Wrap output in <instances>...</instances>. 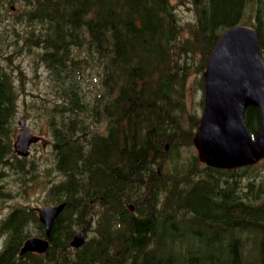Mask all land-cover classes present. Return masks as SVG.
<instances>
[{"label":"trees","instance_id":"trees-1","mask_svg":"<svg viewBox=\"0 0 264 264\" xmlns=\"http://www.w3.org/2000/svg\"><path fill=\"white\" fill-rule=\"evenodd\" d=\"M21 1L11 11L13 0H0V55L35 47L59 81L45 110L52 147L44 157L12 154L20 92L0 62V163L12 154L19 191L40 186L47 202L65 207L43 255H18L28 224L42 229L36 212L10 211L0 264H264V160L233 169L201 163L186 92L193 72L203 89L208 52L227 27L253 26L264 59V0ZM91 63L102 88L88 98L80 79ZM258 117L246 109L252 134ZM15 193L0 184V198ZM79 228L87 238L72 248Z\"/></svg>","mask_w":264,"mask_h":264},{"label":"water","instance_id":"water-1","mask_svg":"<svg viewBox=\"0 0 264 264\" xmlns=\"http://www.w3.org/2000/svg\"><path fill=\"white\" fill-rule=\"evenodd\" d=\"M202 76L203 108L192 136L198 159L209 166L233 168L264 158V60L255 28L238 24L223 30L208 53ZM250 105L259 112L254 136L244 116ZM24 122V117L19 119L21 132L14 142L15 150L22 155L37 140ZM63 206L59 203L37 208L47 235ZM83 242L80 230L70 244L77 247ZM47 246V239L31 236L23 242L20 253L43 252Z\"/></svg>","mask_w":264,"mask_h":264},{"label":"rangeland","instance_id":"rangeland-1","mask_svg":"<svg viewBox=\"0 0 264 264\" xmlns=\"http://www.w3.org/2000/svg\"><path fill=\"white\" fill-rule=\"evenodd\" d=\"M176 1V0H172ZM9 4L7 3V9H9ZM13 4L18 7V11L22 10V1L13 0ZM177 11L183 20L190 19L191 10L187 7L185 3H179L176 6ZM8 17H13L14 14L10 13L9 10L6 11ZM35 24V23H34ZM20 29L22 39L25 36L26 24H16ZM187 33H184L186 35ZM21 42V41H20ZM26 48V47H25ZM3 51L11 52V47H6ZM38 50L35 47H32L31 51L25 49L16 53L12 58H6L3 55H0V62L3 63L14 75L13 80L14 84L17 86L20 96L17 102L16 116L14 119L15 124L21 116H25L27 119V125L30 127L32 132L43 135L44 138H49L50 130L47 127L46 109H51L53 104L57 100H51L55 97L54 89L59 85V81H54L48 75V71L40 64L38 59ZM6 54V53H4ZM36 61L38 66H36ZM98 65L91 63L90 67H86L85 71L82 73L80 79L81 86L85 90L86 96L89 98L95 93L99 92L102 88L100 84V73L98 72ZM198 77V74L193 72L190 76L188 86H187V112L189 110L194 112L196 115H199L201 111V106L198 104L203 97V89L195 84V79ZM24 90V92H22ZM23 97H25V104L23 103ZM35 102V103H34ZM34 103V104H33ZM19 131L18 124L16 126V133ZM51 144L47 143L45 147H42L38 142L35 146L31 148L30 157L32 155L44 157L46 154H50ZM10 160V158H8ZM0 168H4V164L0 165ZM261 170V169H260ZM262 171V170H261ZM0 184H3L5 187L11 188L13 191H16L15 195L11 198L2 199L0 198V220L6 214V212L18 204L21 205H40L45 201L44 191L40 186L32 188L26 194L29 196L23 195L20 189V182L16 174L9 171V173L0 180ZM30 231L33 233L37 230L35 225H29ZM4 237L0 236V247L3 243ZM189 240L185 243V247L189 244Z\"/></svg>","mask_w":264,"mask_h":264},{"label":"flooded vegetation","instance_id":"flooded-vegetation-1","mask_svg":"<svg viewBox=\"0 0 264 264\" xmlns=\"http://www.w3.org/2000/svg\"><path fill=\"white\" fill-rule=\"evenodd\" d=\"M33 147V146H32ZM31 147V148H32ZM44 204H46V203H41L40 205H44ZM13 209H9L8 210V213L10 212V211H12ZM0 224H1V222H0ZM31 224H34L33 222H31ZM43 225V224H42ZM35 227H37V230H35L34 232H33V234H38L37 236H40V237H42V238H47L48 239V241H50V234H51V232H52V229H53V227H52V229H51V232H50V234L47 236L46 235V233H45V227H44V225L42 226V229H40L39 228V226L37 225V226H35ZM8 234V231H7V228L6 227H3V228H1L0 229V236L2 237H6V235ZM48 247H49V244H48ZM48 249V248H47ZM46 249V250H47ZM45 250V251H46ZM46 252H44V253H42V254H45ZM18 254H20L19 252H18ZM21 260H22V258H21Z\"/></svg>","mask_w":264,"mask_h":264},{"label":"bare ground","instance_id":"bare-ground-1","mask_svg":"<svg viewBox=\"0 0 264 264\" xmlns=\"http://www.w3.org/2000/svg\"><path fill=\"white\" fill-rule=\"evenodd\" d=\"M259 166V165H258ZM248 167V166H247Z\"/></svg>","mask_w":264,"mask_h":264}]
</instances>
